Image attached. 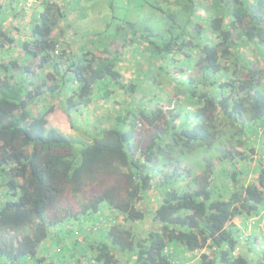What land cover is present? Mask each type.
I'll use <instances>...</instances> for the list:
<instances>
[{
  "label": "trees",
  "instance_id": "1",
  "mask_svg": "<svg viewBox=\"0 0 264 264\" xmlns=\"http://www.w3.org/2000/svg\"><path fill=\"white\" fill-rule=\"evenodd\" d=\"M98 1L0 0V264H264V0Z\"/></svg>",
  "mask_w": 264,
  "mask_h": 264
},
{
  "label": "rangeland",
  "instance_id": "2",
  "mask_svg": "<svg viewBox=\"0 0 264 264\" xmlns=\"http://www.w3.org/2000/svg\"><path fill=\"white\" fill-rule=\"evenodd\" d=\"M113 2L115 4V9H113V12L110 13L109 9L106 6V2L104 0H100L97 3H95L94 6H92V8H91L92 13L90 15H89V11L86 12V15H88L89 17L85 18L84 20H80V21H78V18H80V17H76L74 15V13L71 12L69 14V19L72 20L71 16H73V19H74V22L71 21V24H75V27H77L79 29V32L83 33V35L86 39L87 37H89V35L91 33L95 32L97 30L102 31L104 22H105V24L109 23L111 21L112 17L115 18L113 20L115 22V24H113L114 27L116 26V24H118L122 21L124 22L125 19L129 17L130 14L134 15V16H139V19H141V20L137 19V21H140L142 26L145 24H148V25H154V27H157L160 24L159 21L162 20V19H160V15L162 17V14L157 13L153 9V3L151 0H146V1H144V3H143V0H113ZM18 7L20 9L22 8L21 6H18ZM69 8H72L71 5H69ZM24 9L27 10V8H24ZM108 12L110 14L108 17H106ZM23 13H24V10H23ZM2 16H3V14L0 15V18ZM96 16L100 17L99 27L97 25L98 23H97ZM21 18H23V16L19 15L18 18H15L14 15L9 16V18H8L9 23H10L9 26H10L12 32H14L13 31L14 26L20 27V23L18 21ZM131 19H134V18H131ZM20 34H21V30H18V36H20ZM115 47H117V45ZM13 54L17 55L16 53H13ZM124 68H126V67H124ZM123 75L128 76L129 75L128 70H125ZM106 106H108V104H106ZM90 108H92V109H89V111L85 114L77 113V114H74L72 116V118L74 120L73 122H75L76 130H77V132L75 133V138H82V139H85L86 141L90 140V137L83 132V129H84L83 127L86 123H89L91 115L93 114V112H95V114H101L103 112V110L99 109V108H93L91 106H90ZM70 124H69L68 120H66V118H64L61 121V123L57 124V127H59V129L62 131H69L70 130L69 129ZM141 207L144 208V205ZM234 224L241 227L244 235L245 234L249 235L250 231L252 230V228L250 227L251 226L250 223L247 226V228H244L243 226L240 225V221L238 219H235ZM254 231H256L257 236L260 234L264 235L263 224L262 223L259 224L258 228H256ZM246 248H247V246H243V251L246 250Z\"/></svg>",
  "mask_w": 264,
  "mask_h": 264
},
{
  "label": "crops",
  "instance_id": "3",
  "mask_svg": "<svg viewBox=\"0 0 264 264\" xmlns=\"http://www.w3.org/2000/svg\"><path fill=\"white\" fill-rule=\"evenodd\" d=\"M79 242H80L79 246L85 247V245H83V243L81 241H79ZM85 263H86V261H85Z\"/></svg>",
  "mask_w": 264,
  "mask_h": 264
}]
</instances>
